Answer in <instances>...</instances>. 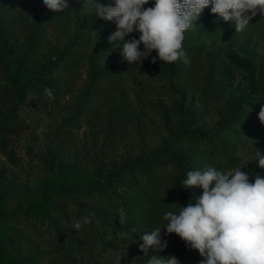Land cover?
<instances>
[{
    "label": "rangeland",
    "instance_id": "374dc122",
    "mask_svg": "<svg viewBox=\"0 0 264 264\" xmlns=\"http://www.w3.org/2000/svg\"><path fill=\"white\" fill-rule=\"evenodd\" d=\"M21 1L0 0L6 49L0 62V213L5 214L0 264H147L153 255L199 264V252L175 233L166 234V228L161 230L166 248H150L147 255L140 250V237L167 223L137 215L146 186L165 175L163 192L170 195L180 166L168 155L145 170L137 161L165 148L186 155L191 170L243 167L254 183L255 149L264 155V140L253 137L264 125L258 118L264 106L258 93L264 81V33L236 32L235 25L222 33L210 6L183 40L196 42L203 52L200 80H180L178 62H161L153 51L127 73L126 103L119 93L114 102L96 98L91 103L99 86L93 77L121 69L123 57L120 49L114 62L93 63L90 54L78 51L84 37L92 40L91 51H109L114 21L95 15V0H69V9L57 13L43 0L22 11ZM96 2L107 6L115 0ZM153 5L149 0L145 7ZM75 58L82 62L72 73L68 65ZM213 90L218 96H208L206 104ZM211 146L217 150L211 153ZM119 167L116 182L104 191L59 190L102 185ZM259 174L264 176V169ZM184 189L193 197L202 194L200 188ZM187 204L177 198L174 209ZM92 213L91 223L79 231L71 227Z\"/></svg>",
    "mask_w": 264,
    "mask_h": 264
},
{
    "label": "clouds",
    "instance_id": "9594fccd",
    "mask_svg": "<svg viewBox=\"0 0 264 264\" xmlns=\"http://www.w3.org/2000/svg\"><path fill=\"white\" fill-rule=\"evenodd\" d=\"M43 4L54 13L69 9L68 0H43ZM95 4L97 17L114 21L116 31L108 41L120 42L114 47L121 49L129 64H140L153 51L161 62L187 63L184 33L194 28L210 5L213 14L234 23L236 32H243L255 16L264 17V0H154L152 7H145L149 0H115V6L101 5L95 0ZM133 33H139V38L126 39ZM152 62H156L155 57ZM44 91L53 96L51 89ZM258 118L264 124V106ZM255 161L264 169V155L259 149H255ZM242 168L224 171L208 166L188 171L182 180L183 187L200 188L202 194L194 196L187 206H179L178 212L166 211L163 220L167 223L142 235L140 250L147 255L150 248H166L167 241L161 239V230L166 228V234L175 233L190 249L199 252V264H264V176L256 174L254 183H250ZM94 215L73 220L71 227L79 231L91 223ZM147 264L180 261L176 256L153 255Z\"/></svg>",
    "mask_w": 264,
    "mask_h": 264
},
{
    "label": "trees",
    "instance_id": "16d2710c",
    "mask_svg": "<svg viewBox=\"0 0 264 264\" xmlns=\"http://www.w3.org/2000/svg\"><path fill=\"white\" fill-rule=\"evenodd\" d=\"M34 0H22L20 2L22 11L26 10L28 11V7L33 6ZM106 2H110V0H105ZM69 4V0H68ZM112 6H115V3L112 2ZM211 6V5H210ZM209 7L205 8V10H208ZM59 16V15H58ZM215 17V23L217 26V29L224 33L230 30V27L234 25L232 22H225L222 18L218 16V14L214 15ZM50 18V17H49ZM48 18V19H49ZM46 20V22L48 21ZM249 31H252L253 33L257 34H263L264 33V17H261L260 15L255 16L250 22L249 26L246 28ZM128 37H126L127 39ZM4 35L0 31V62L3 63L6 57V49L4 45ZM92 44V40L89 39V37H84V40L80 44L81 46V55H88L90 54L92 56V62L96 63L99 60H106L108 63L114 62L115 59H117V54L120 48L114 47V44H117L115 41L111 44L110 50L105 51L104 49H95L93 51L90 50V45ZM143 47V45H141ZM183 48L186 52L187 56V63H184L183 61H179L177 63V76L180 80L188 82V84H194L196 81L200 80L201 71L203 68V62H202V56L203 52L201 49L197 48L196 42L185 41L183 42ZM77 50V49H76ZM81 60L79 58L72 59L71 63L68 65V71L69 72H76L78 67L81 65ZM123 65L121 69H115L111 72H109L106 75H103L102 78L97 77L96 75L93 77L95 80V84L99 83L98 87H95L94 93L90 98V102L92 103L95 101V99L99 100H105L109 102H114L116 96H121V100L123 102L128 101V90L126 86V79H127V73L132 72V67L134 64H129L126 60L123 59ZM258 93L260 94L261 98L264 99V81L261 83ZM217 95V91H211V94L206 96L205 103L209 104L210 99L212 98V95ZM209 96V98H208ZM218 96V95H217ZM100 102V101H99ZM89 104L87 103L86 107ZM256 117V115H253ZM264 125L263 128H261V132L257 135L253 136L256 138L255 142L259 143V138L261 137L262 140H264ZM210 152H215L217 149L214 146L210 147ZM168 155L174 160H176L180 166V171L174 176L173 178V188L172 193L170 195H166L163 192V186L166 185V178L167 176L163 175L162 177L158 178L155 181H152L146 186V193L141 200L140 208H138L137 215L144 220L148 221L150 223H156V224H164L166 221L163 220V214L166 211H174V206L176 204L177 198H181L182 200L189 202L193 196L186 193L183 185L182 180L186 178V174L188 171L191 170L192 164L189 158L178 152H173L164 149H161L158 153L148 158L146 161L138 160L137 163L142 169H146L149 164L156 163L160 161L161 156ZM129 168L126 169V171ZM260 169L258 165H253L252 170L255 174H259ZM122 168H116L112 173H110L109 177L106 179L105 183L102 185H96V184H82L74 188H68V187H60L59 190L62 193H84L88 191H104L105 189H108L116 182L117 177L121 173ZM194 202V201H193ZM174 212H178L175 210ZM5 214L0 213V217H4ZM0 237H5V233L2 229H0Z\"/></svg>",
    "mask_w": 264,
    "mask_h": 264
}]
</instances>
